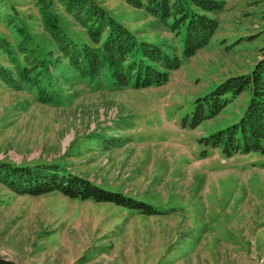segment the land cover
<instances>
[{
  "label": "rangeland",
  "instance_id": "rangeland-1",
  "mask_svg": "<svg viewBox=\"0 0 264 264\" xmlns=\"http://www.w3.org/2000/svg\"><path fill=\"white\" fill-rule=\"evenodd\" d=\"M40 1L0 0V163L52 167L148 211L0 183V264H264V154L225 159L199 144L239 120L248 92L189 127L198 98L261 59L264 0H223L210 43L164 86L139 90L116 89L106 69L79 75L64 48L90 44L87 24L44 0L63 41ZM91 1L138 43L181 55L171 20Z\"/></svg>",
  "mask_w": 264,
  "mask_h": 264
},
{
  "label": "trees",
  "instance_id": "trees-1",
  "mask_svg": "<svg viewBox=\"0 0 264 264\" xmlns=\"http://www.w3.org/2000/svg\"><path fill=\"white\" fill-rule=\"evenodd\" d=\"M128 5L145 10L181 34V55L167 54L146 42H137L134 35L92 3L91 0H63L74 17L87 24L90 44L81 48L65 47L71 66L84 77H94L102 69L109 73L113 86L122 90L161 87L177 71L203 50L212 40L218 22L211 15L223 8V0H123ZM42 3L46 30L61 40L57 19L48 12L51 3ZM87 22V23H85ZM65 43V42H64ZM67 44V43H65ZM2 71V70H1ZM248 92L249 100L242 116L225 129L201 138L199 144L209 152L219 150L225 159L236 155L264 154V50L261 59L250 73L229 77L205 96L194 102L190 128H196L216 116L240 94ZM183 128L185 121L182 122ZM206 153L201 155L205 158ZM0 183L17 194L40 196L51 192L80 201L114 203L130 209L145 208L140 202L126 199L116 193L101 190L87 180L62 174L52 167L11 166L0 163ZM148 211V209H146Z\"/></svg>",
  "mask_w": 264,
  "mask_h": 264
}]
</instances>
